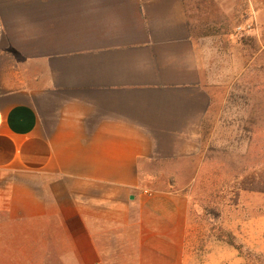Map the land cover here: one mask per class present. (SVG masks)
Wrapping results in <instances>:
<instances>
[{
	"label": "crops",
	"instance_id": "obj_1",
	"mask_svg": "<svg viewBox=\"0 0 264 264\" xmlns=\"http://www.w3.org/2000/svg\"><path fill=\"white\" fill-rule=\"evenodd\" d=\"M220 1L0 0V264H188L171 166L211 107L195 15Z\"/></svg>",
	"mask_w": 264,
	"mask_h": 264
},
{
	"label": "rangeland",
	"instance_id": "obj_2",
	"mask_svg": "<svg viewBox=\"0 0 264 264\" xmlns=\"http://www.w3.org/2000/svg\"><path fill=\"white\" fill-rule=\"evenodd\" d=\"M203 12L195 25L212 37L204 55L211 107L193 157L171 166L188 199V264L231 241L240 264H264V194L241 190L247 177L264 180V0H221ZM8 71L0 58V78ZM12 177L0 171L1 201Z\"/></svg>",
	"mask_w": 264,
	"mask_h": 264
},
{
	"label": "trees",
	"instance_id": "obj_3",
	"mask_svg": "<svg viewBox=\"0 0 264 264\" xmlns=\"http://www.w3.org/2000/svg\"><path fill=\"white\" fill-rule=\"evenodd\" d=\"M254 179L255 178L252 176L247 177L246 182L244 181L241 186V190L254 191L264 194V180L258 183ZM229 245L235 248L237 251H239L238 247H236L232 241L229 242Z\"/></svg>",
	"mask_w": 264,
	"mask_h": 264
},
{
	"label": "built area",
	"instance_id": "obj_4",
	"mask_svg": "<svg viewBox=\"0 0 264 264\" xmlns=\"http://www.w3.org/2000/svg\"><path fill=\"white\" fill-rule=\"evenodd\" d=\"M238 30L246 33V32H249L251 30V27H250V25H247L246 27L239 26Z\"/></svg>",
	"mask_w": 264,
	"mask_h": 264
}]
</instances>
